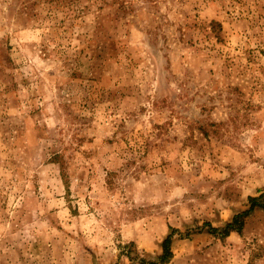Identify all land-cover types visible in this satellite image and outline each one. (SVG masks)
Wrapping results in <instances>:
<instances>
[{"label":"rangeland","instance_id":"1","mask_svg":"<svg viewBox=\"0 0 264 264\" xmlns=\"http://www.w3.org/2000/svg\"><path fill=\"white\" fill-rule=\"evenodd\" d=\"M262 192L264 0H0V264H264Z\"/></svg>","mask_w":264,"mask_h":264},{"label":"trees","instance_id":"2","mask_svg":"<svg viewBox=\"0 0 264 264\" xmlns=\"http://www.w3.org/2000/svg\"><path fill=\"white\" fill-rule=\"evenodd\" d=\"M204 135H206L204 133ZM247 209L233 216L232 220L227 223L223 228H209V233L218 234L220 237H227L231 233L240 234L244 220L254 210H264V192L257 197L247 198ZM172 234H169L161 243V254L157 257V264H167L172 257L171 246Z\"/></svg>","mask_w":264,"mask_h":264}]
</instances>
